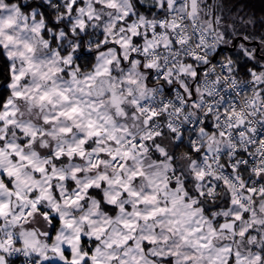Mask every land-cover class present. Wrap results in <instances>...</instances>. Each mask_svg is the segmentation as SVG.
<instances>
[{"label": "snow or ice", "instance_id": "obj_1", "mask_svg": "<svg viewBox=\"0 0 264 264\" xmlns=\"http://www.w3.org/2000/svg\"><path fill=\"white\" fill-rule=\"evenodd\" d=\"M0 264H264V0H0Z\"/></svg>", "mask_w": 264, "mask_h": 264}]
</instances>
